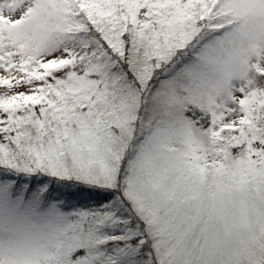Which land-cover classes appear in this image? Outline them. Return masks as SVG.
Returning a JSON list of instances; mask_svg holds the SVG:
<instances>
[{
    "label": "snow or ice",
    "instance_id": "obj_1",
    "mask_svg": "<svg viewBox=\"0 0 264 264\" xmlns=\"http://www.w3.org/2000/svg\"><path fill=\"white\" fill-rule=\"evenodd\" d=\"M0 264H264V0H0Z\"/></svg>",
    "mask_w": 264,
    "mask_h": 264
}]
</instances>
